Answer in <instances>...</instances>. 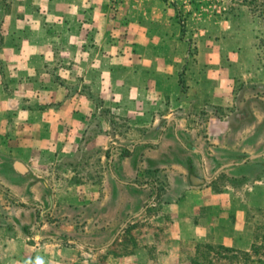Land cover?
<instances>
[{"label": "crops", "instance_id": "0c3cea01", "mask_svg": "<svg viewBox=\"0 0 264 264\" xmlns=\"http://www.w3.org/2000/svg\"><path fill=\"white\" fill-rule=\"evenodd\" d=\"M158 3L0 0V254L7 263H76L79 248L68 236L79 224L108 230L110 207L123 219L105 246L112 244L165 196L168 168L191 185L163 207L188 217L187 238L213 233L225 248L245 242L241 194L264 190L254 173L264 156L248 159L264 154L249 146L264 133L250 123L253 108L264 116V43L226 20L210 29L200 14L179 22L169 3ZM194 107L201 123L206 109L218 114L199 126L213 135L208 143L193 135ZM130 206L135 214L125 220Z\"/></svg>", "mask_w": 264, "mask_h": 264}, {"label": "rangeland", "instance_id": "374dc122", "mask_svg": "<svg viewBox=\"0 0 264 264\" xmlns=\"http://www.w3.org/2000/svg\"><path fill=\"white\" fill-rule=\"evenodd\" d=\"M165 3H169L173 8L175 19L179 22L200 14L205 19L202 23L204 28L210 29L214 22L226 20L237 31H242L243 34L251 31L260 43H264V0H159L158 8H165ZM189 26L195 28V23L191 20ZM190 40L192 44H195L196 38ZM179 48L181 49L182 46L179 45ZM193 59L196 61V58ZM193 112L195 118H192L190 122L191 125L194 124L191 128L194 130L193 135L197 138L202 137L201 139L208 143L213 139V135L206 134V130H202L203 128L199 126L204 120L207 121L211 114H214L213 116L218 114L211 109H206L202 113L204 117L201 123L199 120L202 118H198V108L194 107ZM261 112L259 107L253 108L254 114L250 123L252 122L254 130L259 127L264 130V116ZM261 136L264 138V133L255 134L253 143H249L250 151L264 152V140L257 139ZM261 161L258 168L255 166L254 173L264 182V158ZM166 171L167 175L162 178L161 186L165 196L154 204L152 212L137 219L130 230L120 233L112 244L105 246L112 241L123 224L122 218L118 219L113 215L112 207H110L109 215L105 217L113 221V226L108 230L104 229L103 232L99 229L90 230L79 224L78 229L68 236L72 239V245L79 248L77 261L73 264H264V190L255 188L253 193H248L247 197L244 193L241 194L246 206L245 209H241L242 214L237 215V218L245 222L246 236L244 234L242 237L245 242L224 250L217 248V244L213 242V233L207 234L202 241L187 238L185 235L189 231L186 222L188 217L183 216L179 209L177 212L168 213L163 210L164 201L179 200L185 197L187 189L191 188L186 175L181 174L177 169L168 168ZM213 171L214 169H210V174ZM196 174H201L198 168H196ZM153 194L154 189L142 193L139 199L141 202L137 204L140 209L151 201ZM131 198L126 197L124 203L131 204L133 201ZM187 200H193L196 203L198 198L191 196ZM131 207L127 208L125 215L122 214L125 220L135 214ZM175 221L179 224L171 227ZM80 243L83 247L79 246ZM88 248L96 250L91 253ZM5 258L7 256L0 254V264H9Z\"/></svg>", "mask_w": 264, "mask_h": 264}, {"label": "water", "instance_id": "95a60500", "mask_svg": "<svg viewBox=\"0 0 264 264\" xmlns=\"http://www.w3.org/2000/svg\"><path fill=\"white\" fill-rule=\"evenodd\" d=\"M261 156H264V154L253 155V156L249 157L248 159H255V158H258V157H261ZM244 161H246V160H244ZM230 165H231V164H226V165L221 166V167L215 172V174L219 173L222 169H224V168H226V167H229ZM204 177H205V179H207V180L210 179L209 177H206V176H204ZM137 216H138V215H137ZM124 226H125V225H124Z\"/></svg>", "mask_w": 264, "mask_h": 264}, {"label": "trees", "instance_id": "16d2710c", "mask_svg": "<svg viewBox=\"0 0 264 264\" xmlns=\"http://www.w3.org/2000/svg\"><path fill=\"white\" fill-rule=\"evenodd\" d=\"M217 248L224 249V250H228L227 248H224L223 246H217Z\"/></svg>", "mask_w": 264, "mask_h": 264}]
</instances>
